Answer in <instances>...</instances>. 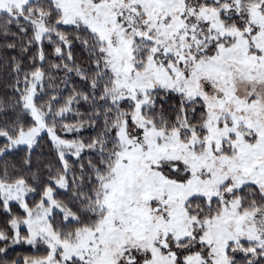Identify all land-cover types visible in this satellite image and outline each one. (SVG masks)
Returning <instances> with one entry per match:
<instances>
[{
  "label": "snow or ice",
  "instance_id": "obj_1",
  "mask_svg": "<svg viewBox=\"0 0 264 264\" xmlns=\"http://www.w3.org/2000/svg\"><path fill=\"white\" fill-rule=\"evenodd\" d=\"M0 264H264V0H0Z\"/></svg>",
  "mask_w": 264,
  "mask_h": 264
}]
</instances>
